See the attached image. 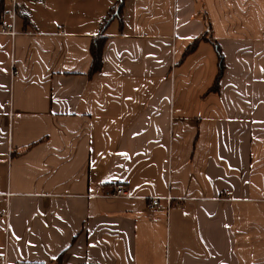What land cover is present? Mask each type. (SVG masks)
I'll list each match as a JSON object with an SVG mask.
<instances>
[{
	"label": "crops",
	"instance_id": "0c3cea01",
	"mask_svg": "<svg viewBox=\"0 0 264 264\" xmlns=\"http://www.w3.org/2000/svg\"><path fill=\"white\" fill-rule=\"evenodd\" d=\"M118 3L0 14V264H264V0Z\"/></svg>",
	"mask_w": 264,
	"mask_h": 264
},
{
	"label": "built area",
	"instance_id": "2783aa9c",
	"mask_svg": "<svg viewBox=\"0 0 264 264\" xmlns=\"http://www.w3.org/2000/svg\"><path fill=\"white\" fill-rule=\"evenodd\" d=\"M31 2H38L40 0H30ZM18 0H6V6L4 9V16L8 20V30L11 35L16 33L15 23L18 18ZM107 197L111 198H130L132 197L129 193L128 187L125 184L117 183L113 186L112 190L105 194ZM160 200H166L167 203H170L172 197L170 195H165L163 197H151L148 201V208L153 209L159 205ZM6 216V212L2 214ZM6 256H0V262H6Z\"/></svg>",
	"mask_w": 264,
	"mask_h": 264
},
{
	"label": "trees",
	"instance_id": "16d2710c",
	"mask_svg": "<svg viewBox=\"0 0 264 264\" xmlns=\"http://www.w3.org/2000/svg\"><path fill=\"white\" fill-rule=\"evenodd\" d=\"M122 0H119V3L117 4V8H113L109 15L107 16V19L105 21L108 22V20H110L112 17H113V14L117 13L118 11V7L120 6ZM4 9H5V6L4 8L2 9V6H1V12L0 14L2 15L3 12H4ZM101 37H98V38H95L91 47H90V54H91V57H92V63H91V66H90V69H89V75H93L95 74L96 72H98L100 69H101V66H102V41L100 39ZM194 47V44L193 46L191 45L189 48H191L190 50H192V48Z\"/></svg>",
	"mask_w": 264,
	"mask_h": 264
},
{
	"label": "rangeland",
	"instance_id": "374dc122",
	"mask_svg": "<svg viewBox=\"0 0 264 264\" xmlns=\"http://www.w3.org/2000/svg\"><path fill=\"white\" fill-rule=\"evenodd\" d=\"M214 88H215V87H214V85H213V86L211 87V91H214Z\"/></svg>",
	"mask_w": 264,
	"mask_h": 264
}]
</instances>
